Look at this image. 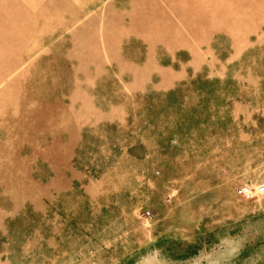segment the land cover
Here are the masks:
<instances>
[{"label":"rangeland","instance_id":"rangeland-1","mask_svg":"<svg viewBox=\"0 0 264 264\" xmlns=\"http://www.w3.org/2000/svg\"><path fill=\"white\" fill-rule=\"evenodd\" d=\"M93 100L121 122L84 131L76 165L99 194L46 190L35 209L44 156ZM157 131L179 142L152 151L165 173L151 189L135 143ZM243 185L264 186V0H0V264H26V248L37 264L38 231L52 244L64 228L70 250L80 226L61 221L86 218L85 201L127 220L126 238L95 240L104 258L120 241L126 264H264V196Z\"/></svg>","mask_w":264,"mask_h":264},{"label":"crops","instance_id":"crops-1","mask_svg":"<svg viewBox=\"0 0 264 264\" xmlns=\"http://www.w3.org/2000/svg\"><path fill=\"white\" fill-rule=\"evenodd\" d=\"M96 81V79L92 81V87L94 88L96 87ZM78 89L79 88H77L76 90ZM130 89L134 92H138L142 88L139 85L135 84L131 86ZM76 90L73 91L72 96H78V94H76ZM88 108V112L91 114V116L87 117L86 120H82L81 125H79V120H77L76 118L72 120L71 127H74V125H76V127H74L76 131H73L74 128H72V130L70 128L71 138L66 141L64 148L60 150L58 146L63 144L62 142H56L50 154L44 156L42 160L43 166L51 173L48 176H44L43 173H40V179L44 181L43 184H46V186H41V188L39 187V194L34 196V198L38 196L37 207H34L35 209L42 212L46 210V201H44L47 194L46 190H52V192L55 193L54 197L58 198L57 202L60 204H63V202L66 201L69 197L73 198V195L75 194L82 193L84 194L85 199L86 196L99 194L98 187L93 183L92 180L89 179L88 175L90 174V172L86 171L85 169L82 170L76 165V162H78L80 158L88 159V157L92 155L91 153L85 152V150L79 151L81 147L80 145L83 146L84 144V131L86 128L90 130L97 129L100 125L113 124L117 126L121 124V122L119 118H116L118 112L114 105L110 106L104 111H101L96 107L93 100L91 105L88 104ZM102 114H104L105 120L102 119ZM66 134L68 133L66 132ZM151 139L154 140V142H150V144H148L147 141L143 140H139L137 141L138 143H135V158L141 166L140 177L142 179L144 177H147V179H151L148 180L147 185L151 189H153L154 187L150 183L155 185L159 180L158 177H162V174H164L165 171L162 166L158 164L160 159L152 151L165 152V149H167L168 152H171L177 150L175 146L178 145L179 138L177 137V140H175L174 136L166 134L165 137H162L160 139L157 131V137H152ZM166 157L167 155H164L165 159L163 158L164 160L161 161L162 163L168 164L170 162V164L172 165L175 162L169 160ZM90 168L91 167H89V165L88 168L86 167V169ZM166 174L167 176L171 175V177H173L172 174ZM154 178L157 179L153 181ZM142 179L140 180L141 188L146 187ZM47 185H49V189H47ZM51 186L53 189L51 188ZM79 209L80 215H85L86 218H82L81 221L79 219L70 218L67 221L63 220L64 222H66L64 224L63 221H61V226H80L78 229L74 230L75 232H77V235H79V238L75 245L71 244L70 250H62V239L67 236L64 233L66 231L64 228H61L55 232L52 244L46 243L44 238H47V236L45 234H41V231H38V247L43 249V256L38 260L37 264H49L50 259L48 260L46 256L48 248H52V251L54 253L52 264H126L127 254H121L120 250L125 249V247H122V243L120 241L112 245L110 253L106 252L108 253V257L106 258H104L102 255V248L100 246H94L95 240L103 239L107 236L118 237L119 239L124 236L126 238L127 233L126 230L123 229V227L127 226V220L123 218L124 213L117 212L116 214H113L111 213V211L109 212V210L115 209V207H113L111 209H102L98 213L88 214L90 208L86 201ZM83 209L85 211L82 212ZM98 210L99 209H97V211ZM97 226L99 228L95 230L93 227ZM154 235L156 237L154 241H158L161 237L160 234H157L156 231ZM71 236L73 235L71 234ZM80 238L83 240L81 243ZM115 251H118V253H115ZM28 254H30V248H26V264H33L29 261V257H27ZM3 256L4 253H0V260L3 259Z\"/></svg>","mask_w":264,"mask_h":264},{"label":"built area","instance_id":"built-area-1","mask_svg":"<svg viewBox=\"0 0 264 264\" xmlns=\"http://www.w3.org/2000/svg\"><path fill=\"white\" fill-rule=\"evenodd\" d=\"M235 192L239 198H242L244 200H251L254 198L259 199L264 196V186L263 185H243L241 187H238V189ZM143 220L145 221V223H148V221L151 220L150 213L147 212Z\"/></svg>","mask_w":264,"mask_h":264}]
</instances>
